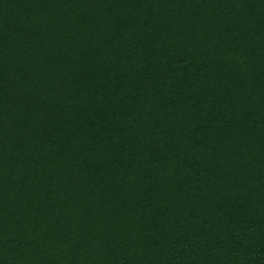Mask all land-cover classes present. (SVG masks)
<instances>
[{
    "label": "trees",
    "instance_id": "obj_1",
    "mask_svg": "<svg viewBox=\"0 0 264 264\" xmlns=\"http://www.w3.org/2000/svg\"><path fill=\"white\" fill-rule=\"evenodd\" d=\"M0 264H264V0H0Z\"/></svg>",
    "mask_w": 264,
    "mask_h": 264
}]
</instances>
